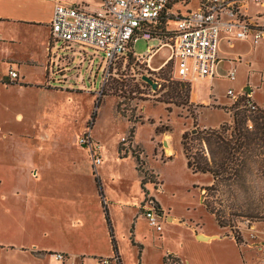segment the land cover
Masks as SVG:
<instances>
[{"label":"rangeland","instance_id":"374dc122","mask_svg":"<svg viewBox=\"0 0 264 264\" xmlns=\"http://www.w3.org/2000/svg\"><path fill=\"white\" fill-rule=\"evenodd\" d=\"M86 1L93 5L98 2ZM196 4L197 0H173L172 20L191 11ZM247 8L256 10L257 5L253 0H247ZM173 26L174 22L169 21L167 27L170 29ZM156 42L139 38L133 50L136 54H142L147 45H155ZM74 47L78 51H66L71 58L68 63H53L51 68L50 64L47 65V45L46 60L41 66L19 64L20 73L25 74L29 81L21 85L0 84L2 181L28 184L29 193H32L35 180L53 187L54 212L58 220H64L82 212L74 192L72 194L66 188L91 189L95 185V176H98L101 187H105L110 195L107 201L113 203L111 211L108 209L109 204H106V209L122 264H161L162 256L171 249L189 257L192 264H242L240 255L234 253L231 240L221 238L206 243L195 242L184 224H196L202 230L234 236L238 240L237 246L243 248L251 264H261L264 250L256 251V247L264 248V212H259L255 217H236L233 219V227L219 226L214 216L201 204L200 187L206 182L210 183V176L192 173L186 167L180 144L183 132L194 134L203 127H217L224 121L231 123V112L223 109L227 106L214 104L213 94L218 100H229L226 90L233 87L236 91L238 88L233 86L235 81L214 77L211 86L195 83V100H192V84L176 78V74L173 76L170 65L151 69L148 62L141 63L135 58L129 60L122 57L109 66L107 74L101 52L78 44H74ZM56 49L55 44L51 54L55 53L54 60L59 61L57 58L60 54ZM169 53V45L160 47L152 55L150 65L158 66ZM260 62L264 66V57ZM0 63V73L6 72L8 75V64ZM142 74L155 80L157 89L167 83L163 77L185 82L189 89L190 103L180 106L170 104L168 109L164 103L156 100L158 94H154L150 86L140 85ZM113 79L137 84V90L130 94L131 99L125 100L129 108L127 113L132 110L133 118L143 119V122L135 125L131 139H128L131 123L116 110V102L123 98L111 94L101 95L114 82ZM259 79L257 73L253 82L259 83ZM261 83L262 86L257 89L254 86L252 98L264 104V80ZM244 93L242 91V96ZM98 97L102 98L96 106ZM18 114L22 116L18 117ZM159 124L170 127V131L164 132L165 143L161 141L162 133L155 132V126ZM84 134L89 136L94 154L103 159L96 169L92 166V147L80 142ZM119 145L126 156H119ZM131 151H142L143 167H149L154 172L153 181L147 183L145 189L148 192L147 199L151 197L159 202L162 206L159 205V208L166 216V221H161L160 231L151 226L143 214L141 206L144 203V192ZM34 175H38L37 179ZM251 185L255 187L241 200L264 207V183L259 181ZM134 202L141 203L142 214H139V208ZM89 205L88 216L92 225L97 224L103 207L98 210L91 203ZM27 206H31L30 200ZM167 217L181 224L172 226ZM29 226V222L25 221L26 230ZM47 228L48 222L41 220L39 229ZM91 228L94 229L93 226ZM55 254L62 255L59 260L72 256L62 252ZM110 262L115 264L112 260Z\"/></svg>","mask_w":264,"mask_h":264},{"label":"crops","instance_id":"0c3cea01","mask_svg":"<svg viewBox=\"0 0 264 264\" xmlns=\"http://www.w3.org/2000/svg\"><path fill=\"white\" fill-rule=\"evenodd\" d=\"M60 1L74 2L75 0ZM56 2L57 0H0V62L7 63L9 67L11 66L17 71L18 78L16 81L18 82L14 84L21 85L20 83L29 81L25 74L20 73L19 64H39L41 66L45 63L50 33L49 21ZM98 3L99 1L95 5ZM254 3L257 5V9L250 10L247 8V0H242L237 7L238 14L243 17L257 16L263 8L258 3ZM259 20L261 21V19ZM263 57L264 39L254 43L250 38H237L232 32L223 30L218 41V61L214 77L227 79L224 77V73L230 67H234L235 76L232 80L235 82L233 86L238 89L235 91L233 87L229 88L241 93L246 90L247 86L250 87V93L245 91L247 96L257 106L264 108V104L252 98L254 86L255 89L261 87V82L264 80V66L260 62ZM151 59L152 56L148 61V65L153 69H158L165 64L166 57L156 67L150 65ZM257 73L260 78L259 83L253 82ZM3 77H7L6 72L0 73V80ZM214 77L211 85L215 80ZM0 84L8 86L12 83L4 84L0 82ZM194 84H192V100H195ZM226 97L229 100L222 101L218 100V97L213 94V102L216 105L228 107L232 104V100L227 95ZM206 99L210 100L209 97ZM223 113L227 115L225 111ZM17 116L21 117L22 115L18 114ZM203 126L207 125L204 124ZM164 136H166L165 133H162V142ZM168 146H171L169 141ZM163 150L165 151V148ZM163 150L161 149L162 153ZM91 160L94 169L103 162L102 158L99 163H94L93 159ZM136 172L138 174L137 170ZM32 173L36 174V171ZM34 177L37 179L38 175H34ZM138 177L141 179L139 174ZM206 184L208 183L206 182L204 185ZM28 186V184L24 185L18 182L5 183L0 178V264H99L98 259L102 258L110 259L116 264L103 211H101L102 214L99 216V223L97 220V224L92 225V220L88 216L89 203L98 210L102 207L96 183L94 186L92 185L91 189H86V187L79 189L66 188L71 191L70 193L73 194L74 192L82 212L73 218L68 216L64 220H58L55 215L53 207L55 191L53 187L40 184L35 180L32 193H29ZM102 191L104 201L109 204L108 209L111 211V204L113 203L107 201L110 199V195L105 191V187H102ZM29 200L31 206L28 207ZM134 203L139 208V214H142L140 210L141 203ZM30 210H32V213H29ZM167 218L170 219L172 226L181 224L177 223L176 219ZM41 220L48 222L47 230L39 229ZM25 221L31 225L28 230L25 228ZM113 225L115 226L114 219ZM92 226L94 229L91 228ZM184 226L190 231L191 238L195 242L206 243V241L210 242L214 239L228 238L233 243L234 253L240 255L239 259L242 264H251L243 248L240 249L237 246L231 235L226 233L220 235L215 231L202 230L196 224H184ZM73 228L74 230H71ZM198 234L207 236V238H199ZM212 235L213 237H210ZM263 250L264 248L261 246L256 247V251ZM57 252L72 256L71 258L66 257L59 260L55 256ZM169 252L178 256L184 264H192L189 257L181 255L178 251L171 249ZM262 259H264V256Z\"/></svg>","mask_w":264,"mask_h":264},{"label":"built area","instance_id":"2783aa9c","mask_svg":"<svg viewBox=\"0 0 264 264\" xmlns=\"http://www.w3.org/2000/svg\"><path fill=\"white\" fill-rule=\"evenodd\" d=\"M98 1L97 5H93L84 0H57L49 21L47 65L50 64L51 68L53 63H68L71 58L66 51H78L74 47V44H78L101 52L108 74L109 66L125 56L139 38H143L157 42L147 45L144 53H135L138 61L147 63L160 47L169 45L171 53L166 56L164 63L171 62L173 76L176 74V78L191 84L207 83L211 86L218 61V41L223 30L232 32L237 38H250L254 43L264 39V0H253L263 8L254 17L238 14L237 7L242 0H197L196 8L177 18L174 26L168 29L169 34L162 38L152 37L149 31H142L141 25L157 18L169 0ZM55 44L60 54L57 58L59 61L54 60L55 53L51 54ZM234 76V67L224 73V77L230 80ZM7 77L10 81L17 80L18 73L10 66ZM226 95L233 103L242 96V92L237 93L228 88ZM246 105L255 108L251 99L246 101ZM80 142L92 147V159L94 163H99L101 157L94 154L89 136L84 134ZM141 208L149 224L160 231L161 221H166L163 211L157 209L150 199L144 201ZM55 256L62 259L61 254ZM98 263L108 264L110 259H98ZM261 264H264V259Z\"/></svg>","mask_w":264,"mask_h":264},{"label":"trees","instance_id":"16d2710c","mask_svg":"<svg viewBox=\"0 0 264 264\" xmlns=\"http://www.w3.org/2000/svg\"><path fill=\"white\" fill-rule=\"evenodd\" d=\"M172 5L173 0H169L158 17L151 22L142 24L141 30L149 31L152 37L162 38L167 36L169 34L168 22L176 21L172 20ZM180 16H177L176 19ZM124 58L136 59L133 48H129L126 55L123 56ZM168 65L172 68L170 61L163 66ZM163 79L167 83H163L159 89L154 90V94H158L157 101L164 103L168 109L170 104L180 106L190 103L189 89L185 82L164 77ZM15 81H10L8 77H3L0 80L4 84L15 83ZM113 81L107 89L101 92V95L111 94L123 98V100L116 102V110L131 123L128 135V139H131L135 125L143 122V119L140 117L133 118L132 110L127 113L129 108L125 104V100L131 99L130 94L137 90V84L124 83L115 79ZM139 83L140 85L150 86L141 79V76ZM101 98H97L96 106ZM248 99H250L249 96L244 93V96L236 102L223 108L231 112V123L224 121L217 127H203L197 129L194 134L183 132L180 135V144L186 167L192 173L208 174L210 176V183L200 187L202 191L201 204L208 213L214 216L219 226L228 225L233 227V219L236 217H255L259 212H264V207L261 205L241 200L251 188L255 187L251 184L259 181L264 183V108L256 104L254 109L249 108L246 105ZM192 116L194 118V115ZM168 131H170L168 125L159 124L155 126L156 133ZM118 149L120 157L127 155L120 145ZM141 154L142 151H131V155L135 158V168L141 177L140 185L144 192V201H146L148 200V192L145 185L153 181L154 176L152 173L154 172L149 167H143ZM95 183L101 198L115 262L116 264H122L98 176H95ZM149 199L154 200L151 197ZM153 204L161 210L158 202L154 200ZM234 240L238 245V240L236 238ZM162 264L184 263L174 253L166 252L162 257Z\"/></svg>","mask_w":264,"mask_h":264},{"label":"water","instance_id":"95a60500","mask_svg":"<svg viewBox=\"0 0 264 264\" xmlns=\"http://www.w3.org/2000/svg\"><path fill=\"white\" fill-rule=\"evenodd\" d=\"M141 79L146 82L147 84L150 85L151 89L155 90L157 88V82L155 80H153L149 75H146V74H143L141 75ZM247 93H250V87L247 86L246 90H245ZM193 132L195 131V129H192ZM165 143V142H164ZM197 236H199V238H202V239H205L207 238V236H204V235H201V234H198ZM209 237V236H208ZM210 237H213L210 236Z\"/></svg>","mask_w":264,"mask_h":264}]
</instances>
